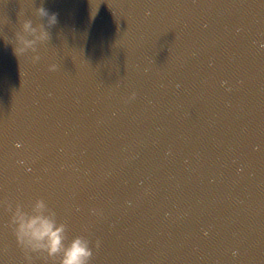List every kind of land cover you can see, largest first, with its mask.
I'll list each match as a JSON object with an SVG mask.
<instances>
[{
	"label": "clouds",
	"instance_id": "clouds-1",
	"mask_svg": "<svg viewBox=\"0 0 264 264\" xmlns=\"http://www.w3.org/2000/svg\"><path fill=\"white\" fill-rule=\"evenodd\" d=\"M31 19H22L23 11L17 13L18 29L6 41L13 47V54L19 59L27 56L31 63L37 64L41 59L39 46L49 43V29L58 22L57 14L50 13L43 3L33 6ZM28 54H31L30 56ZM57 65L50 64L49 71H55ZM135 93L131 98H134ZM8 212V227L14 237L17 248L23 255L25 264H90L94 258V249L98 250L100 241H91L87 236L76 235L69 238L66 221L58 218L43 198H35L27 203L15 204L4 202ZM93 214L95 210H91ZM87 231V229H85Z\"/></svg>",
	"mask_w": 264,
	"mask_h": 264
}]
</instances>
